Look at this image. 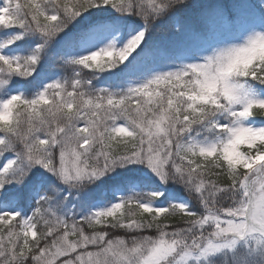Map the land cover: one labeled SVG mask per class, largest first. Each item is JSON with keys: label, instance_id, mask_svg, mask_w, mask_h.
I'll return each instance as SVG.
<instances>
[{"label": "snow or ice", "instance_id": "6c2138e0", "mask_svg": "<svg viewBox=\"0 0 264 264\" xmlns=\"http://www.w3.org/2000/svg\"><path fill=\"white\" fill-rule=\"evenodd\" d=\"M0 264H264V0H0Z\"/></svg>", "mask_w": 264, "mask_h": 264}]
</instances>
